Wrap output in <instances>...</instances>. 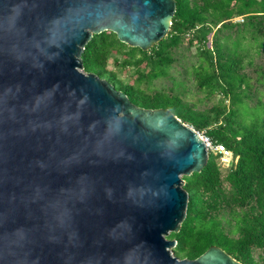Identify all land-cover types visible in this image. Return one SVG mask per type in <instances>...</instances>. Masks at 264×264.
<instances>
[{"label":"water","instance_id":"1","mask_svg":"<svg viewBox=\"0 0 264 264\" xmlns=\"http://www.w3.org/2000/svg\"><path fill=\"white\" fill-rule=\"evenodd\" d=\"M176 0H0V264H244L218 245L174 255L210 152L169 108H145L82 53L112 31L149 50Z\"/></svg>","mask_w":264,"mask_h":264},{"label":"trees","instance_id":"2","mask_svg":"<svg viewBox=\"0 0 264 264\" xmlns=\"http://www.w3.org/2000/svg\"><path fill=\"white\" fill-rule=\"evenodd\" d=\"M176 1L164 39L142 50L121 42L110 30L95 34L82 53L84 71L111 82L138 106L169 108L236 156L232 165L222 168V152L210 150L202 171L183 177L189 203L180 230L168 236L177 240L174 255L196 259L218 245L244 264H264V119L258 116L261 103L249 104L254 80L264 95V63H255L254 56L247 60L252 49L264 50V0ZM238 16L242 20H235ZM192 48L197 58L190 65L194 80L208 96L219 97L217 106L197 109L173 87L167 92L143 88L159 77L176 84L174 64L182 62L178 55L183 50ZM113 53L123 68L136 66L133 82L125 83L108 68ZM247 65L256 66L257 77L247 73ZM226 99H231L229 108Z\"/></svg>","mask_w":264,"mask_h":264},{"label":"rangeland","instance_id":"3","mask_svg":"<svg viewBox=\"0 0 264 264\" xmlns=\"http://www.w3.org/2000/svg\"><path fill=\"white\" fill-rule=\"evenodd\" d=\"M235 20H242V18L238 16L235 18ZM232 42L233 41H231L230 45H231V48L232 47L234 48V44ZM246 42L250 44L251 40H246L245 43ZM252 45L253 46L257 45V42H252ZM194 52H195V48H192L189 51L183 50L182 53L178 55L179 57L182 58V62L174 64V67H173L174 69L172 70V73L176 75L175 79H173L176 82V84H174V82L168 77H159V78L154 79L151 82H145L143 84V88L147 90V92H155V91L167 92L170 90L171 87H173L177 91L180 90L179 92H183V97L185 98V100L191 104H194L197 109H206V108L217 106V104L220 103L219 97L218 96H208L205 93V91L198 86L196 80H194V76L192 75V70L190 68V65H193V63H197L196 61L197 58ZM252 56H254L255 63H264V50H260L258 52L256 48L252 49L250 52V56L249 57L247 56V60H249ZM116 57L117 55L115 53L111 55L110 60L108 62V68L115 71L118 75V78H120L125 83L133 82L135 78L137 77L136 66L123 68L121 64L115 62ZM143 66H145V64H143ZM255 67L256 66H249V65L246 66L247 73L253 77H257ZM187 68L189 71L187 70ZM252 84H253L252 90H255V93L252 96L253 98L249 101V104L256 105L258 102L261 103L259 107L260 109L258 110V116L264 119V95L259 92V89H256L257 87L260 88L261 86L258 85V83L255 82V80L252 82ZM223 103L226 104L228 108L231 107V99H226ZM249 113H250L249 114V117H250L252 113L251 112ZM219 155L220 157L218 161L222 168L225 166V164L229 166L232 165L233 163L232 155L230 156L222 155V154H219ZM184 176L185 175H183L182 178Z\"/></svg>","mask_w":264,"mask_h":264},{"label":"built area","instance_id":"4","mask_svg":"<svg viewBox=\"0 0 264 264\" xmlns=\"http://www.w3.org/2000/svg\"><path fill=\"white\" fill-rule=\"evenodd\" d=\"M199 132V131H198ZM201 135V138L203 139L204 143L206 144L209 152L210 150H217L219 152L227 153V148H225L222 145L214 144L211 138L204 132H199Z\"/></svg>","mask_w":264,"mask_h":264},{"label":"clouds","instance_id":"5","mask_svg":"<svg viewBox=\"0 0 264 264\" xmlns=\"http://www.w3.org/2000/svg\"><path fill=\"white\" fill-rule=\"evenodd\" d=\"M199 132H200V131H199ZM222 155H227V156L232 155V157H233V161L236 159V156L234 155V153H233L231 150H228V149H227V153H223V152H222Z\"/></svg>","mask_w":264,"mask_h":264}]
</instances>
